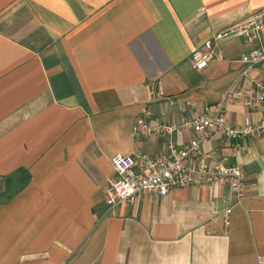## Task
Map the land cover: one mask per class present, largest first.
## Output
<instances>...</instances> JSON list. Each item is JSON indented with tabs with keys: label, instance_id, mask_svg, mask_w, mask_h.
I'll return each instance as SVG.
<instances>
[{
	"label": "crops",
	"instance_id": "1",
	"mask_svg": "<svg viewBox=\"0 0 264 264\" xmlns=\"http://www.w3.org/2000/svg\"><path fill=\"white\" fill-rule=\"evenodd\" d=\"M264 0H0V264H264V138L215 134L204 150L239 165L237 203L221 184L146 192L110 208L111 158L157 153L164 138H133L151 123L179 124L238 79L240 56L264 46L240 36L221 57L190 55ZM254 75L256 73H253ZM231 122L264 117L241 100ZM192 135L172 134L178 145ZM242 148L235 149V145Z\"/></svg>",
	"mask_w": 264,
	"mask_h": 264
},
{
	"label": "built area",
	"instance_id": "2",
	"mask_svg": "<svg viewBox=\"0 0 264 264\" xmlns=\"http://www.w3.org/2000/svg\"><path fill=\"white\" fill-rule=\"evenodd\" d=\"M264 29V7L251 13L245 20L216 31L203 41L190 55L193 68L201 70L221 57L219 42L230 36H240L245 42L255 44ZM242 68L236 77L245 78L246 86L229 85L220 98L196 116L188 115L179 124L171 122L151 123V111L147 107L131 130L133 138L156 135L164 138V148L157 153L135 151L117 153L112 158L115 175L106 188V204L112 208L125 201L135 203L146 192L160 195L170 189L189 185H228L237 203H241L247 188L245 175L237 164H227L217 157L215 150H204L207 140L215 134L240 141L246 137L264 138V117L241 122H231L226 106L232 100H241L249 110L261 108L264 103V46L254 45L240 56ZM253 73H256L255 75ZM185 128L192 135L183 145L172 138L175 130ZM242 148L236 144L235 149Z\"/></svg>",
	"mask_w": 264,
	"mask_h": 264
}]
</instances>
